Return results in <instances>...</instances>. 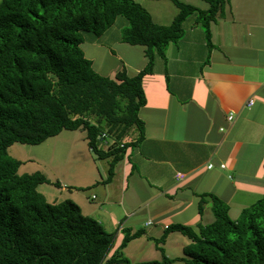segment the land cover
<instances>
[{
    "label": "trees",
    "instance_id": "trees-1",
    "mask_svg": "<svg viewBox=\"0 0 264 264\" xmlns=\"http://www.w3.org/2000/svg\"><path fill=\"white\" fill-rule=\"evenodd\" d=\"M173 1L178 12L168 24L155 22L136 0L0 1V264H264V194L231 218L225 201L202 193L198 210L209 199L211 222L173 223L155 239L171 231L187 236L183 256L168 257L157 247L160 259L132 261L124 248L143 229L124 227L115 246L116 231L71 198L48 199L38 189L50 182L46 175L20 172L22 161L9 153L14 143L39 144L81 128L92 152L111 159L112 176L143 137V78L152 73L155 55L166 57L167 45L181 39L194 12L211 46L210 24L228 0H206V9ZM118 16L128 22L121 40L144 45L147 61L134 75L122 68L105 76L85 56L83 32L100 35Z\"/></svg>",
    "mask_w": 264,
    "mask_h": 264
},
{
    "label": "crops",
    "instance_id": "crops-1",
    "mask_svg": "<svg viewBox=\"0 0 264 264\" xmlns=\"http://www.w3.org/2000/svg\"><path fill=\"white\" fill-rule=\"evenodd\" d=\"M195 22L194 14L185 19L181 39L167 45L165 58L155 55L152 73L143 78V137L121 159L120 180L108 165L99 195L81 189L91 184L80 172L75 183L58 182L63 194L53 198L73 199L84 214L116 231L115 246L124 227L143 229L124 248L128 258L138 251L132 261L149 255L173 223L211 222L209 199L198 210L202 193L220 197L229 213L264 194V0H228L210 24L211 46ZM127 23L118 16L100 35L83 36L84 54L100 74L124 68L134 75L146 64L144 45L121 40ZM176 171L185 179L177 181ZM188 242L171 231L158 247L179 253Z\"/></svg>",
    "mask_w": 264,
    "mask_h": 264
},
{
    "label": "rangeland",
    "instance_id": "rangeland-1",
    "mask_svg": "<svg viewBox=\"0 0 264 264\" xmlns=\"http://www.w3.org/2000/svg\"><path fill=\"white\" fill-rule=\"evenodd\" d=\"M136 1L142 3V5L153 15L154 21L160 24L170 23L173 16L178 12V7L173 0ZM181 1L194 4L202 9L208 7V2L206 0ZM194 15L195 17L197 16L196 12H194ZM120 17H123V19L125 18L124 16ZM198 26L202 27L200 24H198ZM86 33L93 34L92 32H83V36ZM89 41H91L90 38ZM9 153L13 157L22 161L19 169L20 172L41 171L46 175L50 182L40 184L38 189L43 192L48 199H53L56 195L59 198L63 194V191L57 186V182L66 185L68 182L75 183L78 181L77 179L80 178V172L84 178V182L91 184L87 185L88 187L81 189L87 192L95 191L100 195L102 190L101 176H104L105 178L108 176L106 171L110 159L101 160L97 158L87 143L85 131L81 128L76 130H62L59 134L51 136L39 144L14 143L9 147ZM123 163L124 161L120 160L115 164L117 171L115 179L117 178L120 180ZM246 197L247 196L245 195V198ZM239 212L240 211L231 209L229 213L228 210V214L231 218H236L239 215ZM235 213H237L236 217ZM156 241L154 240L155 248H151V253H149V255L147 254L148 256L145 255L142 257L143 260H151L154 258L156 254L155 250L160 242ZM157 250L160 252L159 258H161V249L158 248ZM165 253L171 258L175 257L177 254L183 256L182 252L177 253L176 251L166 250ZM138 254V251L135 250L133 255L129 258L131 260L134 258L136 259ZM175 264H184V262L176 261Z\"/></svg>",
    "mask_w": 264,
    "mask_h": 264
},
{
    "label": "built area",
    "instance_id": "built-area-1",
    "mask_svg": "<svg viewBox=\"0 0 264 264\" xmlns=\"http://www.w3.org/2000/svg\"><path fill=\"white\" fill-rule=\"evenodd\" d=\"M253 100H254V99H253L252 97H250V98L248 99V101H247V105H251V104H253ZM227 119H228V120H231V119H232V114H231V113L228 115ZM222 129H223V128H221V130H222ZM100 136H105V133L102 132V133L100 134ZM208 166L210 167L211 164H209ZM220 167H222V168L225 167V164H224V163H221V164H220ZM185 177H186V174H185L184 172H182V171H176V173H175V178H176L177 181L184 180ZM93 197H94V196H93ZM147 223H150V221H148Z\"/></svg>",
    "mask_w": 264,
    "mask_h": 264
}]
</instances>
